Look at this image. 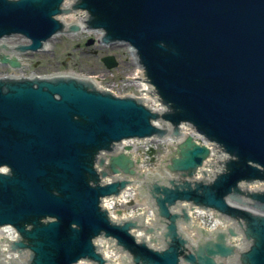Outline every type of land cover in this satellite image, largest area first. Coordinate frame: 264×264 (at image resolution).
<instances>
[{"label": "water", "instance_id": "95a60500", "mask_svg": "<svg viewBox=\"0 0 264 264\" xmlns=\"http://www.w3.org/2000/svg\"><path fill=\"white\" fill-rule=\"evenodd\" d=\"M63 1L0 0V37L21 32L33 40L31 49L39 48L60 28L54 16ZM75 2L65 3L72 7ZM80 6L98 18L93 27L137 48L153 83L178 110L169 120L194 123L237 160L212 184L195 183L193 188L189 182L167 179L169 186L154 187L160 223L166 226L165 248L155 251L129 233L135 225L111 223L100 209L101 197L126 184L91 187L88 182V174L95 175L93 155L116 140L151 134L154 116L133 100L90 92L73 81H43L37 87L26 82L9 86L8 92L0 83V166L12 169L10 175L0 174V225L11 223L31 240L33 264H75L81 259L104 264L93 244L102 233L132 253L130 264H228L236 259L237 247L228 242L237 235L232 228L212 236L202 231L197 245H190L178 225L190 222L187 209L181 214L170 210L187 201L229 212L237 223L250 246L231 264H264V215L227 202L248 203L264 212V194H252L253 202L237 192L241 181L264 177L259 170L264 169V0H82ZM69 17H81V11ZM15 43L6 40L11 49ZM14 52L8 56L18 59ZM1 61L14 68L22 64L7 57ZM104 62L116 66L113 57ZM131 153L135 156V149ZM209 154L188 137L168 169L192 177ZM227 161L222 154L214 170L222 171ZM132 166L124 154L110 159L113 173L134 174ZM263 186L253 184L251 190ZM40 217L55 221L40 225ZM31 219L36 227L27 231L21 223ZM21 256L3 263H28L30 254Z\"/></svg>", "mask_w": 264, "mask_h": 264}, {"label": "rangeland", "instance_id": "374dc122", "mask_svg": "<svg viewBox=\"0 0 264 264\" xmlns=\"http://www.w3.org/2000/svg\"><path fill=\"white\" fill-rule=\"evenodd\" d=\"M90 38L88 34L81 36H60L54 43L49 44V49L39 55L24 54L22 56L26 70H19L17 73L31 75H50L53 73L74 72L83 76L96 77L108 83L119 84L120 87L135 89V85L126 82L125 76L133 73L135 66L132 64V56L127 48H104L93 42L87 45ZM96 38V36H92ZM96 40V39H95ZM113 55L118 61V67L109 71L102 63V58ZM12 72L5 66L0 65V74ZM111 74H114L112 77ZM157 150L152 153L154 158H158L161 153H165L163 146H156Z\"/></svg>", "mask_w": 264, "mask_h": 264}, {"label": "bare ground", "instance_id": "6f19581e", "mask_svg": "<svg viewBox=\"0 0 264 264\" xmlns=\"http://www.w3.org/2000/svg\"><path fill=\"white\" fill-rule=\"evenodd\" d=\"M61 18H63V17H61ZM70 18H72V19H75V23H77V24H81V30L83 31V30H85L86 29V27H85V25H84V20L87 18L86 17V13L85 12H83V11H81V17H70ZM97 34L98 35H101V33H98L97 32ZM16 56L18 57V59L20 60V62L22 63V65H25V62H24V60H23V58H22V56L21 55H18V54H16ZM135 62V61H134ZM135 64V63H134ZM60 76H66V75H63V74H59ZM70 77H72V75L73 76H77V75H75V74H73V73H71V74H68ZM23 76H24V74H23ZM32 78H34V75L32 76ZM147 87V85H145V88ZM143 95L144 96H146L148 99H150V101H151V104H153L154 106H155V109H160V107H159V105H158V103H157V101H153V99L152 98H150V96L148 95V92L146 91V90H144V92H143ZM186 132V131H185ZM187 135H188V133H187ZM193 136H194V138H195V140L197 141V142H202V143H204V144H206V142H205V140H204V138H201L200 136H198V135H196V134H193ZM166 142V145L168 146V148H169V153H170V151H171V153H172V151H174V147H176V145H177V143H178V141H176V140H166L165 141ZM126 145H128L129 147H130V149H135V156L137 157V154L139 155V153H138V150L140 149V144L139 143H127ZM221 153H216V150H213L212 151V154H211V157L209 158V160H207V162H205V164H204V166H206V169H207V171H210V173H212L213 172V170H214V164H216L217 163V161H220V159H221ZM167 159H165L163 162H165ZM214 163V164H213ZM217 166H219V165H217ZM212 167V168H211ZM135 197V193L133 192V191H129V192H126L124 195H123V197L118 201V202H116V203H128L132 198H134ZM142 200H144V204H147V200H146V198H144V199H142ZM232 203V202H231ZM232 204H235L236 206L238 205V206H243V207H245V208H247V209H250V210H253L252 208V206L253 205H250L249 204V206L247 207V206H244V205H240V204H238V203H232ZM112 205H113V203H112ZM107 206V205H106ZM116 206V205H115ZM250 207H252V208H250ZM107 208L108 209H110L111 207H109V205L107 206ZM110 211H111V209H110ZM112 212V211H111ZM132 213V214H131ZM195 213V214H194ZM193 213V221H194V225L197 227V229H199L200 227H204V228H207L206 227V224H205V220L204 219H202L201 217L204 215L205 216V212L204 211H202V210H197V212H194ZM128 214H131V215H129V216H134L136 213L134 212H130V213H127L126 215H128ZM216 217V216H215ZM152 218H153V216H152ZM151 224L153 223V222H150ZM216 223H217V227H221L222 226V224L219 222V221H216ZM229 225V224H228ZM224 226H226V225H224ZM216 227V228H217ZM208 229V228H207ZM194 230V231H193ZM191 232L192 233H195V229H193ZM7 240L6 241H10V238H6ZM101 243H102V241H101ZM110 243V242H109ZM99 246H101V245H99ZM104 248H106V254L107 255H109L110 256V258H112L116 263H119L120 261H122V259H123V257H125V254L123 253H119V252H117V254L114 252V251H112V249H111V247L109 246L108 247V249H107V247L106 246H104ZM4 251H6V259H7V261H11V260H13V259H15L16 257H18L19 255L17 254V253H13V252H10L9 250H8V248L7 247H5V249H4ZM85 264H88V263H85Z\"/></svg>", "mask_w": 264, "mask_h": 264}, {"label": "snow or ice", "instance_id": "6c2138e0", "mask_svg": "<svg viewBox=\"0 0 264 264\" xmlns=\"http://www.w3.org/2000/svg\"><path fill=\"white\" fill-rule=\"evenodd\" d=\"M3 171H7V169H3Z\"/></svg>", "mask_w": 264, "mask_h": 264}]
</instances>
